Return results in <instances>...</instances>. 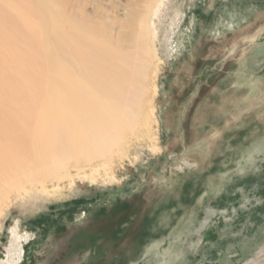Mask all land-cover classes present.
Wrapping results in <instances>:
<instances>
[{"label": "rangeland", "instance_id": "374dc122", "mask_svg": "<svg viewBox=\"0 0 264 264\" xmlns=\"http://www.w3.org/2000/svg\"><path fill=\"white\" fill-rule=\"evenodd\" d=\"M234 2L214 33L215 9ZM196 3L173 57L156 42L159 150L133 137L97 171L71 168L38 199L11 198L0 259L23 209L44 230L19 264H264V0Z\"/></svg>", "mask_w": 264, "mask_h": 264}, {"label": "bare ground", "instance_id": "6f19581e", "mask_svg": "<svg viewBox=\"0 0 264 264\" xmlns=\"http://www.w3.org/2000/svg\"><path fill=\"white\" fill-rule=\"evenodd\" d=\"M197 1L0 0V218L14 196L38 199V185L71 168L97 171L133 137L159 150L156 42L173 57ZM225 4L215 7L214 33L230 24L222 16L236 4ZM182 27L196 39L199 28ZM33 213L10 221L0 264L21 261L23 241L44 230Z\"/></svg>", "mask_w": 264, "mask_h": 264}]
</instances>
